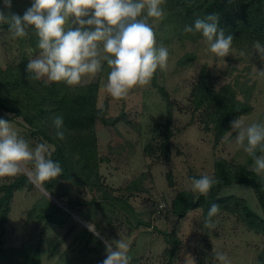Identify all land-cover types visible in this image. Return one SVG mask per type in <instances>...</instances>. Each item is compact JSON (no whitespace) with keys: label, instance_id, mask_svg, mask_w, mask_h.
I'll list each match as a JSON object with an SVG mask.
<instances>
[{"label":"trees","instance_id":"16d2710c","mask_svg":"<svg viewBox=\"0 0 264 264\" xmlns=\"http://www.w3.org/2000/svg\"><path fill=\"white\" fill-rule=\"evenodd\" d=\"M162 7L166 16L158 20V23L164 44L178 43L185 46L205 43L201 34H186L183 29L185 25L194 24L197 18L216 14L219 17V28L226 35L234 37L230 51L248 53L253 49L255 41L264 45V0H164ZM3 27L8 29L7 24ZM28 33H31L28 40L30 49L40 51L35 32L29 29ZM195 59L194 54L188 53L178 64L184 67ZM29 60V55L24 54L7 68H0V118L9 123L20 118L30 129L31 138H40L41 143L50 146L51 159L60 163L63 172L58 178L46 181L43 185L44 190L57 203L43 194L29 210L26 225H33L35 231L39 232H35V243L23 247L6 245L9 215L15 193L32 192L36 186L23 173L0 185V264H44V246H47L49 260L58 258L54 264H102L106 255L105 245L98 235L88 230L87 223L98 222L96 230L109 238L112 231L110 227H113L118 216L126 220L130 229L151 227V223L136 216L138 213L127 197L115 196V191L108 192L110 190H107L101 175V166L110 160L99 153L97 124L100 122L106 127L115 126L123 120L125 114L110 116L109 102L99 105V80L76 86H68L63 82L45 84L41 80H29ZM156 76L152 84L167 105L166 120L154 126L153 138L144 152L152 156L159 150L167 161H171L172 139L175 135L172 109L176 102L170 97L166 86L157 82ZM240 95L236 85L218 87L216 78L205 68L192 84L184 108L192 112V117L200 115L203 128L213 136L214 149L232 132L231 121L253 110L248 101L239 98ZM56 116H62L64 120L63 140L56 136L57 129L53 123ZM156 140L159 141L158 150L153 146ZM252 163L250 156L243 164L222 157L216 158L212 176L220 183L214 185L206 197L197 198L198 194H193L191 190L179 192L171 211L177 216L186 217L192 211L201 210L206 220L211 205L216 203L220 206L219 212L235 215L248 230L264 237V180L251 170ZM28 167L32 168L31 163ZM172 177V173H169L167 180L169 186L174 187ZM232 185L248 186L254 190L261 215L255 213L243 198L220 196L225 188ZM89 188H101L102 191L88 199L82 190ZM127 189L132 191L136 186L131 183ZM60 230H64L63 235H60ZM159 233L167 245L172 244L171 249L165 250L169 257L168 264H171L180 240L175 230ZM69 238L72 239L71 243L59 254V248ZM130 260V264L139 262L135 258ZM198 264H202L201 260ZM258 264H264V250L258 255Z\"/></svg>","mask_w":264,"mask_h":264},{"label":"rangeland","instance_id":"374dc122","mask_svg":"<svg viewBox=\"0 0 264 264\" xmlns=\"http://www.w3.org/2000/svg\"><path fill=\"white\" fill-rule=\"evenodd\" d=\"M11 3L12 7L9 9L4 0H0V10L6 16L10 11L23 15L31 6L32 0H11ZM149 23L156 34L157 47L163 43L169 51L167 67L164 70L158 69L156 77L157 82L166 86L170 97L176 102L172 109L175 135L172 139L171 161H167L160 154L158 140L153 144L158 150L155 155H147L144 152L153 138L154 126L157 123H165L167 113V105L153 87L152 81L147 86L131 90L127 99L116 100L104 88L110 69L106 61L102 60L101 70L84 76L79 84L99 80V105L108 101L110 116L124 112L123 120L115 126L106 127L100 122L97 124L99 153L110 160L101 166V175L107 184V190H110L108 192L115 191V196L127 197L132 208L138 213L136 216L151 223L150 228L130 229L126 220L118 216L113 227H110L111 239L100 230H97L98 238L103 244L105 239H123L129 244V257L139 259L135 264H168L169 257L165 250L171 249L172 244L167 245L159 232L175 230L180 245L171 264H186V261L198 264L199 260L202 264H221L214 258L213 248L226 254L228 264H258V255L264 250V237L248 230L235 215L219 212L213 220L215 227L207 229L203 227L205 220L201 210L181 217L175 215L171 207L179 192L191 190L193 177L213 175L216 158L222 157L243 164L249 156L236 142L237 133L234 131L217 149L213 148V136L203 128L200 115L192 117V112L184 108L188 103L192 84L205 68L216 78L218 87L226 84L236 85L241 94L239 98L251 104V113L240 118L243 126L264 123V78L256 76L257 70H264V62L260 61L254 48L248 53L232 50L228 56L218 57L210 51L209 45L203 42L185 46L178 43L164 44L158 20L151 18ZM3 25L4 23H0V68H7L24 54L29 55L30 60L38 56L39 51L30 49L28 40L31 33L24 38L13 39ZM188 53L194 54L196 59L184 67L179 66V60ZM9 124L30 147L34 148L41 143L40 138H31L30 129L20 118ZM48 148L51 151L50 146ZM169 173L173 175L174 187L169 186ZM13 178H0V185ZM131 183L136 189L128 191ZM82 191L85 197L90 199L99 195L102 189L89 188ZM43 194L38 187L32 192L15 193L6 230L5 240L8 247L18 248L35 243V232L38 233L39 230L35 231L31 224L27 226L26 221L32 205ZM220 196L243 198L255 213H262L251 187L232 185L225 188ZM161 206L163 209L160 210ZM93 222L97 226L98 222ZM63 233L64 230H60V235ZM71 240L69 238L65 241L59 248V254ZM48 253L47 246H44V264H54L58 258L49 260Z\"/></svg>","mask_w":264,"mask_h":264},{"label":"clouds","instance_id":"9594fccd","mask_svg":"<svg viewBox=\"0 0 264 264\" xmlns=\"http://www.w3.org/2000/svg\"><path fill=\"white\" fill-rule=\"evenodd\" d=\"M4 3L11 9V0ZM163 4L164 0H32L23 15L10 11L6 16L0 10V23L8 25L13 39L26 37L29 29L38 37L39 54L27 63L29 80L76 86L84 76L100 71L103 60L110 69L104 88L112 98L122 100L131 90L149 85L157 70L167 67L169 51L163 43L157 47L156 34L148 22L149 18L160 20L166 16ZM183 31L201 34L218 57L230 53L234 37L219 28L216 14L195 19ZM253 48L264 62V45L255 41ZM256 76L264 78V70H257ZM53 123L57 138L63 140V117H54ZM230 126L237 133L236 142L253 160L251 170L264 180V123L245 127L237 118ZM62 172L60 163L51 159L46 143L30 147L10 128L9 121L0 118V178L23 173L34 186L43 188L46 181L58 178ZM218 183L215 177L205 174L192 179L191 191L198 194L197 198L206 197ZM219 209V204L211 205L204 228L215 227L213 217ZM86 227L99 235L93 223ZM104 245L102 264H130L129 244L123 239H105ZM212 254L221 264H228L226 254L215 248Z\"/></svg>","mask_w":264,"mask_h":264},{"label":"water","instance_id":"95a60500","mask_svg":"<svg viewBox=\"0 0 264 264\" xmlns=\"http://www.w3.org/2000/svg\"><path fill=\"white\" fill-rule=\"evenodd\" d=\"M46 196H48L52 201L56 202L57 203V200L54 199L51 195H49L45 190L44 188H40L38 187Z\"/></svg>","mask_w":264,"mask_h":264},{"label":"built area","instance_id":"2783aa9c","mask_svg":"<svg viewBox=\"0 0 264 264\" xmlns=\"http://www.w3.org/2000/svg\"><path fill=\"white\" fill-rule=\"evenodd\" d=\"M159 209H160V210L163 209V206H161ZM160 210H159V211H160Z\"/></svg>","mask_w":264,"mask_h":264},{"label":"bare ground","instance_id":"6f19581e","mask_svg":"<svg viewBox=\"0 0 264 264\" xmlns=\"http://www.w3.org/2000/svg\"><path fill=\"white\" fill-rule=\"evenodd\" d=\"M134 209V208H133ZM136 248V247H135ZM67 250H68V248H67ZM73 250V249H72ZM131 261V260H130Z\"/></svg>","mask_w":264,"mask_h":264}]
</instances>
